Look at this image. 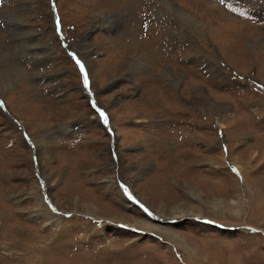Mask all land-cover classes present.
<instances>
[{
  "label": "rangeland",
  "instance_id": "374dc122",
  "mask_svg": "<svg viewBox=\"0 0 264 264\" xmlns=\"http://www.w3.org/2000/svg\"><path fill=\"white\" fill-rule=\"evenodd\" d=\"M0 264H264V0H0Z\"/></svg>",
  "mask_w": 264,
  "mask_h": 264
},
{
  "label": "bare ground",
  "instance_id": "6f19581e",
  "mask_svg": "<svg viewBox=\"0 0 264 264\" xmlns=\"http://www.w3.org/2000/svg\"><path fill=\"white\" fill-rule=\"evenodd\" d=\"M27 1V0H26ZM135 3H137L138 5L140 4V2L139 1H136ZM30 4V8H32V5H33V7H34V4H33V2H31V3H29ZM32 4V5H31ZM147 3H145V2H142L139 6H147L146 5ZM3 5V4H2ZM28 5V4H27ZM13 9V8H12ZM59 9V8H58ZM14 19H13V21H12V23H14L15 21V19H17L18 21H20L21 19H20V17H17L16 15H14V17H13ZM200 21V20H199ZM14 24H16V23H14ZM234 202V201H233ZM235 203V202H234ZM236 205H238L239 206V203L238 202H236ZM195 209V208H194ZM144 223H142V225H143ZM148 225H152V224H148ZM153 226V225H152ZM144 227V226H143ZM175 237V236H174ZM180 243H181V245L183 244V240L181 239V238H176Z\"/></svg>",
  "mask_w": 264,
  "mask_h": 264
},
{
  "label": "snow or ice",
  "instance_id": "6c2138e0",
  "mask_svg": "<svg viewBox=\"0 0 264 264\" xmlns=\"http://www.w3.org/2000/svg\"><path fill=\"white\" fill-rule=\"evenodd\" d=\"M77 63L79 64V61H77ZM80 67H81V71H83V65H80ZM84 82H85V85H87V83H88V77H87V75H85V77H84ZM105 119H107V118L105 117Z\"/></svg>",
  "mask_w": 264,
  "mask_h": 264
},
{
  "label": "crops",
  "instance_id": "0c3cea01",
  "mask_svg": "<svg viewBox=\"0 0 264 264\" xmlns=\"http://www.w3.org/2000/svg\"><path fill=\"white\" fill-rule=\"evenodd\" d=\"M59 154H61V153H59ZM68 156V158H71V156L70 155H67ZM172 158V157H171Z\"/></svg>",
  "mask_w": 264,
  "mask_h": 264
}]
</instances>
